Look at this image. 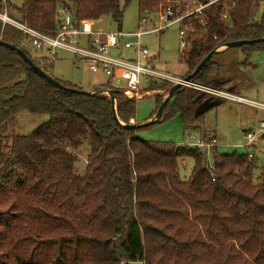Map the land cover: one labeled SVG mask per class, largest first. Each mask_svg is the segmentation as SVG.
I'll list each match as a JSON object with an SVG mask.
<instances>
[{
  "label": "trees",
  "instance_id": "trees-1",
  "mask_svg": "<svg viewBox=\"0 0 264 264\" xmlns=\"http://www.w3.org/2000/svg\"><path fill=\"white\" fill-rule=\"evenodd\" d=\"M131 1L23 0L16 11L19 21L52 35L62 5L80 19L111 16L121 25ZM163 1L139 0L140 11H155ZM13 7L0 0V12ZM261 8L264 0L218 1L205 8V26L197 16L186 19L189 45L181 61L188 75L222 42L264 38V11L255 18ZM0 39L54 77L24 49L27 37L20 29L0 21ZM243 48L252 53L264 42ZM192 81L221 89L213 57ZM167 86L151 82L147 89ZM106 89L115 90L118 119L105 94L59 89L16 50L0 45V264H264V166L256 157L146 141L139 132L154 123L135 129L120 123L136 120V99L109 85L92 91ZM162 101L158 97L157 107ZM208 101L218 106L227 100L182 87L160 121L179 112L186 130L209 141L203 119L211 107H202ZM21 112L49 120L17 135ZM84 144L90 154L77 173ZM185 158L194 160L187 180L179 172Z\"/></svg>",
  "mask_w": 264,
  "mask_h": 264
},
{
  "label": "rangeland",
  "instance_id": "rangeland-1",
  "mask_svg": "<svg viewBox=\"0 0 264 264\" xmlns=\"http://www.w3.org/2000/svg\"><path fill=\"white\" fill-rule=\"evenodd\" d=\"M5 1L15 7V9L14 7L10 8L7 12L9 16L18 19L16 8L22 5L23 0ZM64 1L66 3L70 2V0ZM188 7L189 2L188 5L183 4L181 13L182 11H187ZM263 11L261 8L257 12L256 20H261ZM142 17H149L147 29H152L159 23L157 14L141 12L139 0H132L125 9L121 25L111 16H106L101 18L100 21H95L94 25L95 29H98L102 24L108 31L122 30L124 32H133L139 29L140 18ZM180 28V23H174L161 32L143 35L141 41L143 46L148 48L149 55H151L157 68L168 72L170 75L184 79L188 75V67L181 61ZM129 40L135 42L137 38L131 37ZM24 49L32 57L43 54L29 42L24 44ZM218 50L222 51L213 56V61L219 65V74L223 81L221 89L218 90H224L248 98L259 104H264V49L254 50L252 53H246L243 46L219 47ZM119 52L125 58H132L134 54L131 49H120ZM71 59L72 56L68 52H58L57 61L50 67V71L55 78L72 83L83 88V90L103 88L108 84L109 77L105 73L89 71L83 64L81 68V66L75 64ZM123 83L124 81L122 80L121 84ZM166 84L168 86L164 89L150 90L149 93L145 92L147 89L143 86L141 88L143 95L134 97L137 102L136 118L138 123L145 124L151 122L155 117L159 109L157 107L158 97L164 100L169 94L171 87L176 83L166 82ZM199 85L190 81V84L184 87L193 88L197 86L196 89L202 88ZM198 90L206 92L205 89ZM202 107H211L204 116L203 128L216 138L217 148L220 153H252L255 154L258 165L260 167L264 166V132L257 134L253 147L247 146L250 142V132H256L261 127V122L264 121V109L233 100H227L218 106H214L211 101H208ZM48 120L49 116L46 114L21 112L16 116L13 133L17 135H29ZM131 123H137V121L132 120ZM190 136L197 138L200 135L185 129L182 116L179 112H175L171 117L147 126L139 132V137L146 141L176 145L189 142ZM77 152L79 159L76 162V172L82 173L86 165V159L90 154V149L87 144H84ZM193 165L194 160L191 158L179 161L181 179L187 180L189 178ZM129 264L144 263L132 262Z\"/></svg>",
  "mask_w": 264,
  "mask_h": 264
},
{
  "label": "built area",
  "instance_id": "built-area-1",
  "mask_svg": "<svg viewBox=\"0 0 264 264\" xmlns=\"http://www.w3.org/2000/svg\"><path fill=\"white\" fill-rule=\"evenodd\" d=\"M225 0H209L207 3L196 5L192 0H164L157 11H145L148 14H157L159 23L152 29H147L149 17L140 18L139 29L133 32L108 31L104 25H100L95 29V21L101 19H80L77 17L75 10L69 5H62L56 15V31L54 34L44 33L30 25L11 18L7 10L0 12V21L2 24H12L20 29L27 37L26 42L33 45L43 54L36 58L45 68L50 67L57 61L58 52L65 51L71 54L72 61L79 66L85 65L89 71L94 73H105L109 77V85L111 88L121 90L128 97L142 96L141 88H148L151 82H172L182 83L188 86L190 82L177 76L170 75L168 72L157 68L147 47L142 44L143 35L155 32H161L174 23H180V47L181 54L189 45L188 31L185 20L192 16H197L201 25L207 24L204 10L210 5ZM187 11L181 13L183 4L188 5ZM227 13L223 14V18H227ZM191 22V20L189 19ZM101 23V22H100ZM137 38L133 42L129 38ZM120 49H128L133 51L132 58H125L119 52ZM83 64V65H82ZM124 81L121 84V81ZM198 89H205L213 95L222 97L226 100H233L240 103L255 105L260 109H264V104H259L248 98L215 88L199 85ZM193 88H197L194 86ZM149 93L150 90H146ZM109 96L107 92L104 93ZM264 132V121L261 127L254 133L249 134L250 142L248 147H253L258 133ZM199 137L190 136V141L183 146L197 147L200 150L211 154L212 149L217 147L216 138L212 136L211 140H205L201 134ZM255 154L250 153V156Z\"/></svg>",
  "mask_w": 264,
  "mask_h": 264
},
{
  "label": "water",
  "instance_id": "water-1",
  "mask_svg": "<svg viewBox=\"0 0 264 264\" xmlns=\"http://www.w3.org/2000/svg\"><path fill=\"white\" fill-rule=\"evenodd\" d=\"M259 42H264V38L261 39H256V40H239V41H230V42H222L219 47H226V48H230V47H237V46H244V45H248V44H256ZM0 45L6 46L8 48H11L13 50H16L21 57L31 66V68L37 73L39 74L42 78H44L46 81L50 82L51 84H53L54 86H56L59 89L68 91V92H72V93H79V94H87V95H100V94H104L105 92H107L110 96V100L113 103V112L115 117L118 119L117 116V110H116V98H115V90H111V89H106V90H96V91H92V90H83V89H76V88H71L68 87L64 84H62V82H60L58 79L54 78L53 76H51L48 72H46L45 70H43L42 68H40L38 65H36L34 63V61L32 60V58L21 48H17L14 45H11L10 43H7L5 41H3L2 39H0ZM218 48L213 50L212 52H210L203 60L202 62L197 66V68L190 73L188 76L184 77V80L186 82H190L192 81V79L207 65V63L212 59V57L216 54V52L218 51ZM183 86V84L177 83L175 85H173L169 91V94L167 95V97L162 101V103L159 106V109L157 111V113L155 114V117L152 119L151 122L145 123V124H140V123H130L128 125H124L122 122L121 125H123L124 127L128 128V129H135L138 128L140 126H147L149 124L155 123L160 121L163 111L166 107V104L171 100V98L173 97L174 93L176 91H178L179 89H181Z\"/></svg>",
  "mask_w": 264,
  "mask_h": 264
},
{
  "label": "crops",
  "instance_id": "crops-1",
  "mask_svg": "<svg viewBox=\"0 0 264 264\" xmlns=\"http://www.w3.org/2000/svg\"><path fill=\"white\" fill-rule=\"evenodd\" d=\"M223 49H224V48H223ZM223 49H222V50H223ZM222 50H218L217 52L222 51ZM226 51H228V50H226ZM223 52H224V51H223ZM136 121L138 122L137 118H136Z\"/></svg>",
  "mask_w": 264,
  "mask_h": 264
}]
</instances>
